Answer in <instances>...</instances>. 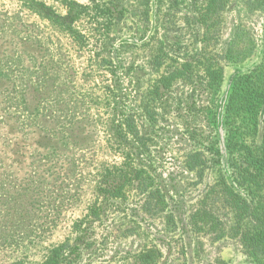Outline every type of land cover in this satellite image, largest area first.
<instances>
[{"label": "rangeland", "instance_id": "1", "mask_svg": "<svg viewBox=\"0 0 264 264\" xmlns=\"http://www.w3.org/2000/svg\"><path fill=\"white\" fill-rule=\"evenodd\" d=\"M207 1L0 0V264H47L61 246L65 264L149 250L154 264H264L190 222L214 185L236 186L250 141L228 100L264 53L252 0ZM131 169L134 188L106 202L102 183Z\"/></svg>", "mask_w": 264, "mask_h": 264}, {"label": "trees", "instance_id": "2", "mask_svg": "<svg viewBox=\"0 0 264 264\" xmlns=\"http://www.w3.org/2000/svg\"><path fill=\"white\" fill-rule=\"evenodd\" d=\"M215 0H208L209 2ZM205 4V3H204ZM203 4V5H204ZM209 5H207L208 8ZM252 10L264 13V0H252ZM204 14H201L203 16ZM203 32L202 42L219 40V31ZM209 36V37H208ZM208 43V42H207ZM222 55V58L234 61L236 57L231 49ZM175 71L171 75H177ZM184 74L183 72L180 74ZM191 71L188 72V75ZM264 53L261 63L249 75L240 77L234 84L228 100L229 117L242 119L241 134L250 144L245 145L241 155L236 158L234 166L235 185L225 179L214 185L200 202L199 208L190 220L192 228L206 235L216 234V239L225 236L240 242L245 254L254 261L264 259ZM148 113V109H147ZM136 124H130L133 132ZM236 136L232 135L235 142ZM199 167L204 162L188 158ZM189 161V162H190ZM195 166V168H197ZM203 169V167H201ZM131 171L123 173L108 182L102 183L100 196L106 202L116 199L119 202L125 198L127 191L136 185V180ZM224 183V185H222ZM150 187L147 181L140 180L139 187ZM102 207H99L101 210ZM99 214L101 212L99 211ZM84 230V229H83ZM82 230V231H83ZM70 241V240H69ZM67 241V243L69 242ZM69 244V243H68ZM66 246H69V245ZM65 246L59 247L54 256L50 257L47 264H65L71 257L64 255ZM63 251V253H62ZM70 254V253H69ZM72 256V255H71ZM159 259L156 250H149L137 257L141 264H154Z\"/></svg>", "mask_w": 264, "mask_h": 264}]
</instances>
